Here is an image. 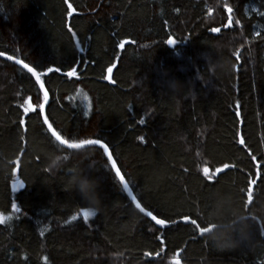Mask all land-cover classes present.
Segmentation results:
<instances>
[{
	"label": "trees",
	"instance_id": "1",
	"mask_svg": "<svg viewBox=\"0 0 264 264\" xmlns=\"http://www.w3.org/2000/svg\"><path fill=\"white\" fill-rule=\"evenodd\" d=\"M68 2L72 17L64 0H0V52L61 69L41 77L49 123L67 142L107 143L169 223L135 208L102 149L59 145L34 78L0 58V264H264V0ZM81 173L98 181L94 208ZM224 238L238 243L219 249Z\"/></svg>",
	"mask_w": 264,
	"mask_h": 264
},
{
	"label": "snow or ice",
	"instance_id": "2",
	"mask_svg": "<svg viewBox=\"0 0 264 264\" xmlns=\"http://www.w3.org/2000/svg\"><path fill=\"white\" fill-rule=\"evenodd\" d=\"M64 2L67 5L68 17H72L76 13V9L73 7L72 3L68 2V0H64ZM228 11L230 12L231 9H228ZM231 23H232L231 17H229L228 23L225 25V28H227ZM69 31H71V28L69 29ZM212 31L217 32L218 29L214 28V29H212ZM73 35H75V34H73ZM173 43H174L173 40L168 41V44H170V45ZM76 47L77 48L80 47L79 43H77ZM3 55H4V53L0 52V56H3ZM7 59L13 60L14 57L9 56V57H7ZM15 62L17 64L23 65V68L27 69V72L30 73L31 76L35 78L36 84L39 85V90H43V88H44V84L41 81L42 76H46L48 73H52V72H56V73L61 72V69L59 67H48L43 71H38L37 67H31V66H29V64L24 63L23 60H16ZM108 72H112V68H108ZM64 74L68 77H76L77 76V69H76V67H72ZM43 101L44 102L48 101V93L46 91L43 92ZM30 105H31V108L28 109L27 111H25V106H24V112L25 113L34 110L33 105L32 104H30ZM38 107H39L41 114H43V110L45 108V103H43V102L40 103L38 105ZM84 115L87 116L88 112H84ZM20 123L23 124L24 121L21 120ZM43 123H44V125L47 126V130L50 133L51 137L54 138V140L56 142H58L59 145H61V146H66L68 149H71V150H81V149H84V148L89 147V146H95V147H98L99 149H102L103 153L106 155L107 161L109 162L110 168L112 170H114L115 178L119 181V184L122 185L123 190L127 193V195L129 197H131L132 202L135 204V208L138 209L141 213L146 212L145 208L141 206V203L139 201H137L136 196L133 195L132 190L130 189V186H129V182H127L125 180V176L121 173L120 169L117 167V164L113 158V155L111 154V152L109 150V146L107 143H105L103 140L98 139V138L79 139V140L88 141V143L82 144L80 147H70L68 144H62L60 142V140L57 139V136H60V137H63V136L60 134L59 131H57L56 129L53 128L52 124L49 123L47 117L44 118ZM140 123L143 124L144 121L141 120ZM139 139L143 140V137H140ZM65 140L73 141V140H69V139H65ZM79 140H77V141H79ZM64 158L67 159V157H64ZM58 159H60V157H58ZM53 163H55V161ZM106 167H108V165H106ZM90 171H91V168L87 169L84 174L89 176ZM23 186H24L23 183H21L20 187L23 188ZM12 207L14 209H16V211H19V208L17 207V205L15 203H13ZM146 215L148 217H150L151 220L154 221L156 225H159L161 227H164L167 223H169L165 219L157 218V216L154 215L153 212H151V211H147ZM83 216H84L85 221H87L89 217L95 216V212L91 209H84L83 210ZM75 219H76V216L71 217V220H75ZM191 223H192V221H191ZM200 233H202V232H200Z\"/></svg>",
	"mask_w": 264,
	"mask_h": 264
},
{
	"label": "clouds",
	"instance_id": "3",
	"mask_svg": "<svg viewBox=\"0 0 264 264\" xmlns=\"http://www.w3.org/2000/svg\"><path fill=\"white\" fill-rule=\"evenodd\" d=\"M181 86V82L172 81L170 87L174 90ZM80 180L85 182L86 186H81ZM75 188L81 197L93 208L98 206L101 203L100 195L97 191L98 181L94 178L85 176L81 173L80 179L75 183ZM238 242L230 238H224L219 241V249H230L234 247Z\"/></svg>",
	"mask_w": 264,
	"mask_h": 264
},
{
	"label": "water",
	"instance_id": "4",
	"mask_svg": "<svg viewBox=\"0 0 264 264\" xmlns=\"http://www.w3.org/2000/svg\"><path fill=\"white\" fill-rule=\"evenodd\" d=\"M228 20H229V18H228ZM228 22V21H227ZM10 55H7V54H4L3 56H0V58H3V59H6V60H8V61H10V62H12V63H14V64H16V65H18V66H21L22 68H23V65H20V64H17L15 61L16 60H19V59H17V58H15L14 57V59L13 60H9V59H7V57H9ZM11 57H13V56H11ZM25 70H27V69H25ZM34 78V77H33ZM110 78V74L108 73V75H107V79H109ZM34 80H35V78H34ZM42 81V80H41ZM43 82V81H42ZM39 86V85H38ZM47 92V90H46V88H45V86H44V88H43V90H41V92H42V94H43V92ZM48 93V92H47ZM48 101H49V95H48ZM48 101L47 102H44L43 101V103H45V108H44V110H43V114H41V117H42V120H44V118L46 117V115H45V110H46V107H47V104H48ZM41 113V112H40ZM238 114V116L240 115V113L238 112L237 113ZM46 126V125H45ZM46 128H47V126H46ZM57 139L58 140H60V142L62 143V144H68L70 147H80L82 144H85V143H88V141H85V142H80V143H71V142H67V141H65L63 138H61L60 136H57ZM243 143V141H242V138H240V144H242ZM64 147H66V146H64ZM67 148V147H66ZM13 163L15 164V168H14V174L17 176V173H18V170H19V159H16V160H14L13 161ZM228 168H231V166H229V165H224V166H221L218 170H217V173H219V172H222V171H224V170H226V169H228ZM205 174H207V173H205ZM17 181H15V183H16ZM254 183H256V180H254L253 182H252V184L249 186V189H250V191L248 192V195L250 196L251 195V189L253 188V185H254ZM127 194V193H126ZM134 195V194H133ZM128 196V195H127ZM129 197V196H128ZM129 199L131 200V197H129ZM132 201V200H131ZM138 201V200H137ZM133 203V202H132ZM133 205L135 206V204L133 203ZM138 210V209H137ZM139 211V210H138ZM140 212V211H139ZM146 212H147V210H146ZM146 212L145 213H141V214H143V215H145V216H147L146 215ZM148 217V216H147ZM150 220H151V218L150 217H148ZM152 221V220H151ZM154 224H155V222L154 221H152ZM156 225V224H155ZM158 227H160V228H163V227H161V226H159V225H157ZM165 226H168V223L165 225ZM164 226V227H165ZM213 228V227H212ZM212 228H209V229H205V230H203V231H201L202 233H206V232H210L211 230H212ZM201 233V234H202Z\"/></svg>",
	"mask_w": 264,
	"mask_h": 264
},
{
	"label": "rangeland",
	"instance_id": "5",
	"mask_svg": "<svg viewBox=\"0 0 264 264\" xmlns=\"http://www.w3.org/2000/svg\"><path fill=\"white\" fill-rule=\"evenodd\" d=\"M229 18V17H228ZM228 18H227V21H228ZM231 21H232V19H231ZM231 25H232V23H231ZM18 159V158H17ZM16 160V159H15ZM206 173L208 174L209 173V170H207L206 171ZM16 176V175H15ZM255 180V179H254ZM254 180H250V185L252 184V182L254 181ZM254 185H255V183H254ZM254 185H253V188L251 189V192L253 191V189H254ZM248 191H250V189H249V187H248ZM249 196V195H248ZM16 205H17V207L19 208V204L18 203H15ZM13 205V204H12ZM12 205H11V209L12 210H14V211H16V209H14L13 207H12ZM0 219H1V214H0Z\"/></svg>",
	"mask_w": 264,
	"mask_h": 264
},
{
	"label": "bare ground",
	"instance_id": "6",
	"mask_svg": "<svg viewBox=\"0 0 264 264\" xmlns=\"http://www.w3.org/2000/svg\"><path fill=\"white\" fill-rule=\"evenodd\" d=\"M15 184V183H14ZM16 185H18V184H16Z\"/></svg>",
	"mask_w": 264,
	"mask_h": 264
}]
</instances>
